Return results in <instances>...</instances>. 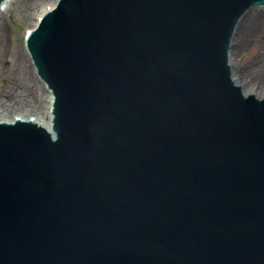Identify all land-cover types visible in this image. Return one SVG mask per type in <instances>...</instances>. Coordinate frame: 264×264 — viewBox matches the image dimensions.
I'll list each match as a JSON object with an SVG mask.
<instances>
[{"label": "water", "instance_id": "obj_1", "mask_svg": "<svg viewBox=\"0 0 264 264\" xmlns=\"http://www.w3.org/2000/svg\"><path fill=\"white\" fill-rule=\"evenodd\" d=\"M263 5L47 12L28 47L56 139L0 123V264H264V99L228 60L239 20Z\"/></svg>", "mask_w": 264, "mask_h": 264}, {"label": "rangeland", "instance_id": "obj_2", "mask_svg": "<svg viewBox=\"0 0 264 264\" xmlns=\"http://www.w3.org/2000/svg\"><path fill=\"white\" fill-rule=\"evenodd\" d=\"M48 5L53 0H45ZM33 0H9L1 9L0 12V29H3L4 38L0 40V90H4L8 84L16 83L20 87L27 85L23 83L24 78L16 75L19 71L18 57L25 45V36L29 29L34 26L36 15L42 9L43 3L38 2V5L29 7ZM250 22L247 25L244 35V53L238 63H234L233 68H248L255 76H261L264 70V7L251 9L248 14ZM260 34V35H258ZM259 45V46H258ZM252 67V68H251ZM23 84V85H21ZM25 84V85H24ZM30 89L27 91V96L35 106V112L39 117L46 119L47 117V100L43 83L35 75L29 82ZM23 87V88H24ZM264 95V94H262ZM7 100V99H6ZM14 115L11 114L10 116Z\"/></svg>", "mask_w": 264, "mask_h": 264}, {"label": "bare ground", "instance_id": "obj_3", "mask_svg": "<svg viewBox=\"0 0 264 264\" xmlns=\"http://www.w3.org/2000/svg\"><path fill=\"white\" fill-rule=\"evenodd\" d=\"M9 0L4 1L1 4L0 12L2 11L1 8L8 2ZM38 2L43 3L42 9L39 10L38 14L36 15V21L34 25L40 20L42 15L48 11L49 9L53 8L57 0H53L52 3L45 5V0H33L29 7H33L38 5ZM248 14V13H247ZM250 22V17L248 15L242 17L236 27L234 32L231 48L229 50V63L232 67V78L235 84L242 88L243 92L246 94H255L259 98H263L264 95V70L262 71L261 76H255L249 70L252 69L245 68H233L234 63H238L241 60V57L244 53V35L246 33L247 25ZM260 35V34H258ZM4 34L3 29H0V40H3ZM259 46V45H258ZM21 51V57H18V64L19 71H16V75H19L24 78L26 81L23 83H27V85L19 87L16 83H10L4 90H0V122H15L17 119L32 121L33 123L46 128L47 130H51V109L53 105V96L47 90L44 84L43 88L45 91V97L47 100V117L43 119L36 114L35 106L31 99L26 95L27 91L25 89H30L29 86L30 80L36 75L34 72L33 63L29 56L27 49L24 47ZM264 51V50H262ZM1 54V50H0ZM260 59L264 58V56H259ZM264 60V59H263ZM252 68V67H251ZM23 85V84H21ZM24 87V88H23ZM7 99V100H6ZM10 116L11 114H13ZM34 117V118H33Z\"/></svg>", "mask_w": 264, "mask_h": 264}]
</instances>
